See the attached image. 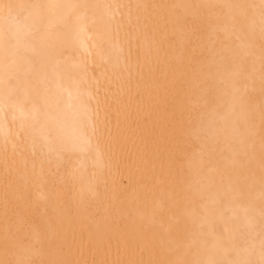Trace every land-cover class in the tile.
Listing matches in <instances>:
<instances>
[{
	"label": "bare ground",
	"instance_id": "bare-ground-1",
	"mask_svg": "<svg viewBox=\"0 0 264 264\" xmlns=\"http://www.w3.org/2000/svg\"><path fill=\"white\" fill-rule=\"evenodd\" d=\"M0 264H264V0H0Z\"/></svg>",
	"mask_w": 264,
	"mask_h": 264
}]
</instances>
